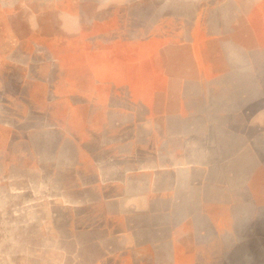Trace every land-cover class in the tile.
Wrapping results in <instances>:
<instances>
[{"label": "rangeland", "instance_id": "374dc122", "mask_svg": "<svg viewBox=\"0 0 264 264\" xmlns=\"http://www.w3.org/2000/svg\"><path fill=\"white\" fill-rule=\"evenodd\" d=\"M0 264H264V0H0Z\"/></svg>", "mask_w": 264, "mask_h": 264}]
</instances>
